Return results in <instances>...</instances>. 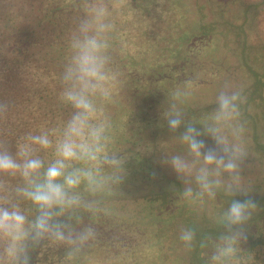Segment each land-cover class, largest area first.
<instances>
[{
    "label": "trees",
    "instance_id": "1",
    "mask_svg": "<svg viewBox=\"0 0 264 264\" xmlns=\"http://www.w3.org/2000/svg\"><path fill=\"white\" fill-rule=\"evenodd\" d=\"M181 1L107 0L115 22L110 53L120 85L105 112L112 151L128 156V177L104 198L97 215L82 212L79 224L72 218L77 230L94 226L90 246L68 259L63 246L45 242L34 251L33 264H207L210 247L196 246L191 253L180 240L170 241L172 235L179 238V225L186 222L198 240L215 241L224 231L218 214L232 200L244 199L256 208L238 259L264 264V142L257 140L264 129V0ZM84 2L0 0V147L14 150L27 133L57 129L67 117L58 77ZM226 85L241 91L240 120L256 117L255 138L244 141L247 154L240 161L242 190L224 191L230 180L222 173L214 199L190 203L180 195L189 185L164 163L171 155H186L179 141L185 126L171 130L164 113L175 105L182 120L199 121L197 110L211 112ZM199 138L214 147L210 137ZM15 183L0 177V186ZM144 211L151 222L158 218L153 233L160 245L144 238Z\"/></svg>",
    "mask_w": 264,
    "mask_h": 264
},
{
    "label": "clouds",
    "instance_id": "2",
    "mask_svg": "<svg viewBox=\"0 0 264 264\" xmlns=\"http://www.w3.org/2000/svg\"><path fill=\"white\" fill-rule=\"evenodd\" d=\"M114 28L107 0H85L58 77L59 100L70 110L67 117L57 129L27 133L14 150L0 147V177L16 181L0 186V264H33L34 251L45 242L63 246L66 258L74 259L96 232L92 224L77 230L72 218L79 224L80 213L97 215L104 198L128 177V156L112 151V123L105 112L120 85L110 53ZM242 103L241 91L226 85L215 97V108L198 121L201 127L187 124L179 136L186 155L164 161L189 185L180 192L184 200L202 204L205 198L214 199L222 188V173L230 180L224 191L242 190L239 167L247 154ZM164 116L173 131L183 123L175 105ZM201 135L210 137L214 147ZM255 208L251 199L232 200L216 218L224 231L215 241L198 240L191 226L181 229L179 240L189 251L210 247L207 264H241L238 253L248 239L246 226Z\"/></svg>",
    "mask_w": 264,
    "mask_h": 264
},
{
    "label": "rangeland",
    "instance_id": "3",
    "mask_svg": "<svg viewBox=\"0 0 264 264\" xmlns=\"http://www.w3.org/2000/svg\"><path fill=\"white\" fill-rule=\"evenodd\" d=\"M176 1H180V3H182V1L181 0H176ZM184 1V0H183ZM187 2V1H186ZM176 8H177V6L176 5H174ZM184 7V6H183ZM198 22H202L201 20H198ZM187 24V23H186ZM190 24V23H189ZM192 24V23H191ZM209 113V112H208ZM197 114L198 115H201L202 117H204L205 115V113H203V111H202V109H198L197 110ZM255 116H251L249 119H242L241 120V122L244 124V127H245V132H244V136H243V140L244 141H249V140H254V138H255V136H254V134H255V131H254V124H255ZM249 120V121H248ZM183 121V123L181 124V126L182 127H184V126H186L187 124H193L194 126H196L197 127V125L199 124L198 123V121L197 120H192V119H183L182 120ZM248 121V122H247ZM185 128V127H184ZM184 128H183V130H184ZM197 128H199V127H197ZM261 129H259V135L257 136V140H259L260 142L261 141H263L264 142V129L263 130H261ZM176 202H179V201H176ZM157 205H159V203H157ZM176 206V205H175ZM161 207V206H160ZM177 210H178V208H176ZM141 214V213H140ZM144 214H146L147 216L146 217H143L142 215H141V220H142V222H144L145 220H147V221H149L147 224L144 222V224H146V228L148 229V232L147 231H145V232H147L148 234H146L145 233V237L144 238H146L147 239V241H149V242H157V244H159L160 245V239H159V235H156L155 233H153V228H154V225L155 224H157V222H158V218L157 217H155L154 218V220L151 222V216L148 214V212H145L144 211ZM158 213H156V215H157ZM161 214V213H160ZM149 226H152V228L151 229H149L148 227ZM179 227H181V228H185V227H189V226H187V223L186 222H184V227H182V225H179ZM198 230H200V229H198ZM163 231H164V229H163ZM143 235V234H142ZM162 237H164V236H162ZM161 238V237H160ZM170 241H173L174 243L175 242H178L179 241V238H178V236H175V235H172V237H171V239H170ZM185 250V249H184ZM155 251V250H154ZM160 251V249H157V252H159ZM189 251V250H188ZM191 253H195L194 251L192 252V251H190ZM188 256H190V253L188 254ZM172 261V259L171 260H169V264H170V262Z\"/></svg>",
    "mask_w": 264,
    "mask_h": 264
}]
</instances>
